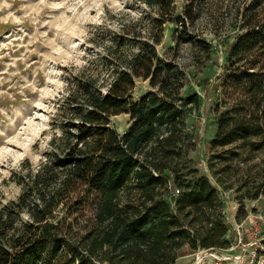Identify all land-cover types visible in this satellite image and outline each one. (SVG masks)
Listing matches in <instances>:
<instances>
[{
	"label": "trees",
	"instance_id": "obj_1",
	"mask_svg": "<svg viewBox=\"0 0 264 264\" xmlns=\"http://www.w3.org/2000/svg\"><path fill=\"white\" fill-rule=\"evenodd\" d=\"M135 1L147 10L112 32L103 55L67 68L40 163L25 159L12 170L21 192L0 201V264H174L185 248L232 243L220 192L189 158L188 119L205 102L192 77L215 50L197 39L193 70L178 62V40L170 56L158 50L167 23H182L188 34L202 0H186L175 19V0ZM235 26L214 98L213 148L264 143V0L244 5ZM138 79L150 86L141 96ZM122 113L130 126L120 133L112 117Z\"/></svg>",
	"mask_w": 264,
	"mask_h": 264
},
{
	"label": "rangeland",
	"instance_id": "obj_2",
	"mask_svg": "<svg viewBox=\"0 0 264 264\" xmlns=\"http://www.w3.org/2000/svg\"><path fill=\"white\" fill-rule=\"evenodd\" d=\"M175 1L173 19L182 15L186 3ZM250 1L202 0L196 21L188 22L189 35L181 34L182 23L171 21L158 46L162 56H170L178 40L177 60L192 70L200 58L197 39L210 42L215 50L192 77L205 102L201 113L188 119L195 134L189 158L196 159L201 174L220 192L222 214L229 225L227 238L232 240L228 248L217 250L185 248L187 254L174 264H264V143L254 139L223 148L211 144L216 131L214 98L226 72V50L234 41L236 18ZM144 10L135 0H0V201L21 192V186L10 180L12 170L25 159L38 165L44 157L67 68L75 71L93 56L103 55L112 32ZM93 35H99V45L91 40ZM196 77L211 80L198 86ZM149 89L148 80L138 79L135 95ZM112 124L123 133L130 126V115H116ZM172 192L178 193L174 187ZM96 264L109 262L99 259Z\"/></svg>",
	"mask_w": 264,
	"mask_h": 264
},
{
	"label": "built area",
	"instance_id": "obj_3",
	"mask_svg": "<svg viewBox=\"0 0 264 264\" xmlns=\"http://www.w3.org/2000/svg\"><path fill=\"white\" fill-rule=\"evenodd\" d=\"M177 192L179 191L178 189L176 190ZM208 250V249H207Z\"/></svg>",
	"mask_w": 264,
	"mask_h": 264
}]
</instances>
